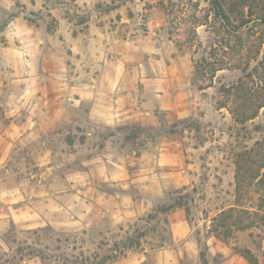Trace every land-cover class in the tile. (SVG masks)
I'll return each mask as SVG.
<instances>
[{
  "label": "rangeland",
  "instance_id": "rangeland-1",
  "mask_svg": "<svg viewBox=\"0 0 264 264\" xmlns=\"http://www.w3.org/2000/svg\"><path fill=\"white\" fill-rule=\"evenodd\" d=\"M210 10L209 0H0V264H98L108 250L106 264H151L143 251L164 248L179 264H204L201 253L250 264L243 248L264 264L258 219L226 240L209 229L236 203L238 154L264 140V107L237 122L226 91L256 64L264 25L239 50ZM248 195L257 209L259 191ZM178 200L189 211L165 223L160 206Z\"/></svg>",
  "mask_w": 264,
  "mask_h": 264
},
{
  "label": "trees",
  "instance_id": "trees-1",
  "mask_svg": "<svg viewBox=\"0 0 264 264\" xmlns=\"http://www.w3.org/2000/svg\"><path fill=\"white\" fill-rule=\"evenodd\" d=\"M209 1L211 4L210 11L213 12L222 32L229 38L234 37L238 42L236 47H240L239 50H243L250 43L255 28L258 25H264V2L260 6L257 0ZM197 19V26L204 24L199 17ZM255 39V48L252 49H255L253 51L256 52L253 56L256 64L251 68L250 62H245L243 67L245 77L240 78L236 83L226 88V91L232 96L230 112L234 119L240 123H246L256 118L260 109L264 107V51L261 58L257 56L262 52L264 41L261 40V36ZM202 67L203 64L198 61L196 64L197 71L200 72ZM219 69H221V66H213L214 72ZM235 177L236 203L223 207L212 218L209 227L212 234L224 240L230 238L235 229L246 230L256 225L253 219H258L260 226L264 227V140H258L253 147L238 154ZM253 189L260 193L258 208L254 210L244 206L246 195L249 197L248 194ZM177 208H183L186 212L189 211L185 204L179 200L172 204L160 206L159 212L165 215V223H169L166 215ZM156 217L155 212L150 213L148 220H146L147 224ZM115 246L117 247V244ZM131 247H134V244H131ZM108 251L98 264H106L112 260L111 250ZM114 252H118V248L114 249ZM239 252L250 264L259 263L257 256L249 248H243ZM201 254L204 264H208L205 255Z\"/></svg>",
  "mask_w": 264,
  "mask_h": 264
},
{
  "label": "crops",
  "instance_id": "crops-1",
  "mask_svg": "<svg viewBox=\"0 0 264 264\" xmlns=\"http://www.w3.org/2000/svg\"><path fill=\"white\" fill-rule=\"evenodd\" d=\"M111 179H112V181H115L116 180L115 175L113 173H111ZM110 194H112L113 197L115 196V195H113V193H110ZM114 198H116V197H114ZM177 241H179V240H176V242ZM174 246L179 247V244L176 243ZM162 248H164V247H162ZM175 250H176L175 248H172L171 250L168 249V248H164V249H159L158 251L155 250V251H152V252H147L146 250H144L142 254L145 256L146 259H149V261H150L151 264H179V262H180V260H179L180 258L179 257L180 256H179L178 253H176ZM173 251H175V253H176V256H174V257H173ZM142 254H138L137 253V255H135L134 258H136L138 256H141ZM160 256L161 257L162 256H172V259H170L168 261V263H164V262L158 261L159 258H160ZM141 259L142 258L138 259V262L131 261L130 264L140 263L142 261Z\"/></svg>",
  "mask_w": 264,
  "mask_h": 264
}]
</instances>
